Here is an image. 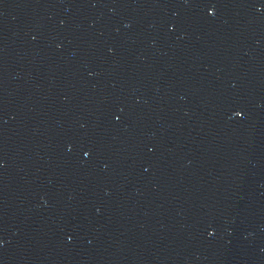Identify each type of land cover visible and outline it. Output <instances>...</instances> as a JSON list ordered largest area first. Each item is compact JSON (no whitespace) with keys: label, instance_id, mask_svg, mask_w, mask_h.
<instances>
[{"label":"water","instance_id":"water-1","mask_svg":"<svg viewBox=\"0 0 264 264\" xmlns=\"http://www.w3.org/2000/svg\"><path fill=\"white\" fill-rule=\"evenodd\" d=\"M0 264H264V0H0Z\"/></svg>","mask_w":264,"mask_h":264}]
</instances>
